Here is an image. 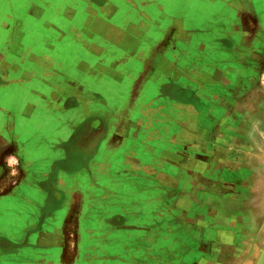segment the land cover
I'll return each instance as SVG.
<instances>
[{"label": "crops", "instance_id": "obj_1", "mask_svg": "<svg viewBox=\"0 0 264 264\" xmlns=\"http://www.w3.org/2000/svg\"><path fill=\"white\" fill-rule=\"evenodd\" d=\"M105 1L107 6L98 9L112 6ZM182 2L122 1L126 7L119 14L127 17L119 22L110 19L109 11L102 22L92 14L88 17H95L94 22L77 30L76 41L90 49L84 55L79 50L66 56L52 52L41 70L38 63H18L21 52L13 32L5 38L0 35V264H37L36 260L6 259V250L11 247L18 252L24 241L29 252L48 257L42 264L54 263L67 250L60 228L69 206L78 199L85 214L82 220L91 211V202L82 194L88 191V172L100 180L97 188L115 190L109 197L100 193L95 204L108 212L99 215H117L121 209L112 206L130 199L128 190H134L138 202L156 194L165 204L169 190L179 197L177 190L189 186L206 192L205 198H199L196 191L189 201L195 211L190 235L197 250L202 237L206 240L201 247L212 252L230 248L245 252L243 247L251 246L246 240L264 238V87L259 82L264 5L258 12L244 3L238 8L237 37L224 35L221 44L225 45L219 50L226 54L229 67L214 79L215 70L199 71L183 53L185 41L191 42L192 36L182 34L184 20L179 14L197 13L198 5L190 0L189 10L183 11ZM218 3L225 8V3ZM87 6H80L79 12L86 13ZM139 10L149 22L133 21L129 14ZM3 28L0 23L2 34ZM103 28L110 38H105ZM113 33L120 38L112 40ZM157 34V41L149 38ZM106 44L128 46L121 58L124 63L142 54L133 53L132 44L154 45L141 57L144 66L128 91L123 85L130 68H118L116 59L108 66L94 64L103 54L99 47ZM167 45L171 46L166 51ZM75 60L78 88L70 78ZM13 64L14 69H9ZM87 92L97 94L92 105L86 103ZM121 98L124 103L117 114L113 102ZM63 113L73 119L57 120ZM90 122L97 126L94 144L88 151L79 148L82 152L75 163L69 144L84 134L82 129ZM72 163L80 166L70 169ZM183 169L189 172L187 182L181 176ZM204 173L211 180L203 184L197 179ZM54 200L61 201L48 210L45 206L57 204ZM81 229L85 246V224Z\"/></svg>", "mask_w": 264, "mask_h": 264}, {"label": "rangeland", "instance_id": "obj_2", "mask_svg": "<svg viewBox=\"0 0 264 264\" xmlns=\"http://www.w3.org/2000/svg\"><path fill=\"white\" fill-rule=\"evenodd\" d=\"M107 1L113 4L104 11L98 9V7H106L105 0H0V23L5 26V29L3 28L4 33L2 34V30H0V35L5 38L13 35L10 34L13 32V36L16 37V44L21 52L18 56V63L22 66L29 65V62L38 63L39 70H41L40 65L44 62L47 63L45 57L52 52L58 56L62 54L66 56L69 53L77 54L79 50L84 55L86 48L90 49L87 44L76 42L79 36L77 30L83 28L82 26L85 24L88 25L91 20L93 22L95 20V17L88 16L93 14L98 22L107 20L106 17H109L110 13L113 14L110 18L113 21L119 22L126 19L127 14L119 13L121 9L124 11L126 7L125 4L122 5V1L124 3L127 0ZM135 1L137 2V0ZM182 1V10H189L188 4L190 0ZM219 1L225 3L228 7H219ZM243 3L247 8L255 9L258 12L262 9L264 0H213L212 2L210 0H196L198 5L197 13L181 12L179 14L186 25L183 23L182 34L184 36H192L190 37L192 38L191 42L185 41L186 45L183 47V53L191 58L195 68L199 71L215 70L214 79L220 77L217 76L220 70H225L229 67L226 54L219 52V50L223 47L221 45H225L221 44V41L225 40L223 39L224 35H228L232 39L237 37V10L240 6L243 7ZM87 4L90 5L87 6ZM138 4L136 3V6ZM254 4L255 6H253ZM84 5L87 6L85 9L86 13L81 14L79 12L80 6L83 7ZM90 6H94L95 9L92 8L93 10H91ZM65 7L69 9L63 12ZM50 9L51 11H48ZM116 12L117 14H115ZM174 13V11H171V15H174ZM129 15L132 16L134 22H149L147 14L143 10ZM191 16L194 19L190 21L187 17ZM62 22L66 29H63ZM13 26L15 28H12ZM106 31L107 29H102L105 38L108 39L111 35L105 34ZM163 31L168 30L163 29ZM113 34L112 40L116 37L117 39L120 38L118 35ZM159 36V34L149 35V38L157 41ZM70 38L73 41H69ZM102 41L105 42V39L103 38ZM217 42L220 44H216ZM17 46L14 48L18 51ZM153 46V44H132L131 50L134 51L133 53L140 51L142 54L138 55V57L134 56L129 63H124L121 58L125 56L124 50L128 46L106 44L99 47L103 54H101L100 60L94 62V64H106L108 66L111 60L116 59L114 61L117 62L118 68H130L129 72L131 75L124 78L123 85L126 86L125 89L128 91L129 86L134 82V76L144 66V61L141 57H145ZM170 46H166V51ZM158 50H161V47ZM262 54V59L259 63L261 64L260 68L263 76H261L259 82L264 87V48ZM9 63L12 64L13 60ZM72 63L74 68H71L70 78L71 83L75 85L78 82L77 61L75 60ZM14 67L13 64L9 66V69H14ZM8 77V80L13 79ZM87 83L88 81L86 80L85 84ZM75 87L78 88L79 86L75 85ZM46 93L44 92L42 96L45 97ZM85 95L86 103L92 105V101L95 100L93 96L97 97V94L87 92ZM101 96L103 95L101 94ZM123 103L124 98L118 101L114 100L113 106H115L116 109L114 110L117 114H120ZM56 118L65 122L73 119V116L63 113L59 117L56 116ZM95 125L93 122L87 124V127L82 129L85 135L80 134L79 137H75L70 142L71 155L76 156V158L71 159L73 162L78 163L77 156L81 154L82 150L88 151L93 146L94 133L97 130ZM75 163L70 165V169H77L80 166ZM181 176L183 181H189L187 169L182 170ZM85 180L88 185V191L87 193L82 191V194L91 202L89 206L91 211L87 210L86 218L84 217L85 219L82 220L85 214L81 209L83 206L78 204V199L77 202L75 200L74 204L69 206V215L66 218L65 225L60 228L61 234L67 240V247H64V250H67L55 257L54 263H51L52 260H50L49 264H257L264 245V238H262L261 242H259V238L246 240L251 246L243 247V249L247 250L245 252H235L231 248L228 251L212 252L210 250L206 251L201 247L204 246L203 241L206 240L202 237V242H199L200 249L197 250L196 244L194 245V240L190 235V229L195 223L193 219L195 215H192L195 211L193 210L194 206L190 205L189 201L190 197L196 195V191L199 198H205V190H190L189 186H187V188L177 190L179 197L173 193V190H169V193L167 192L166 194L165 204L158 199L156 194L151 195L149 201L145 198V200H139L138 202L132 193L134 190H128L130 199L118 200L112 206L115 208L118 205L119 209H121L117 215L110 213L99 215L102 212H108L105 211L106 209L100 211L101 206L95 204V202L100 201V193L109 197L110 191L115 192V190L97 188L96 186L99 185L100 180L97 181L92 172L86 174ZM210 180L211 176L206 173L200 174L197 179L203 184ZM182 184L184 186V183ZM77 195L78 193L75 192V196ZM180 199L182 201L181 204L176 203ZM56 201L57 204L45 207L48 210L58 207L61 200H54V202ZM95 206L96 208L98 207L97 210H94ZM45 213H43L42 219L45 217ZM83 224H85L86 228V233L84 234L85 246L82 240L83 233L81 228ZM17 234L21 235L20 233ZM191 244L193 247H191ZM25 245L24 241L21 248H16L18 252L13 251L14 248L11 249L9 247V250L7 249L5 252L6 259L36 260L37 264H42L47 260L48 257L45 254L31 253L27 250L28 246ZM240 248L242 249V247Z\"/></svg>", "mask_w": 264, "mask_h": 264}, {"label": "water", "instance_id": "obj_3", "mask_svg": "<svg viewBox=\"0 0 264 264\" xmlns=\"http://www.w3.org/2000/svg\"><path fill=\"white\" fill-rule=\"evenodd\" d=\"M257 264H264V248L261 251Z\"/></svg>", "mask_w": 264, "mask_h": 264}, {"label": "bare ground", "instance_id": "obj_4", "mask_svg": "<svg viewBox=\"0 0 264 264\" xmlns=\"http://www.w3.org/2000/svg\"><path fill=\"white\" fill-rule=\"evenodd\" d=\"M157 205V204H156ZM156 207V206H155ZM157 207H158V205H157ZM158 209V208H157ZM149 210V209H148ZM152 211V210H151ZM156 211V210H155Z\"/></svg>", "mask_w": 264, "mask_h": 264}]
</instances>
